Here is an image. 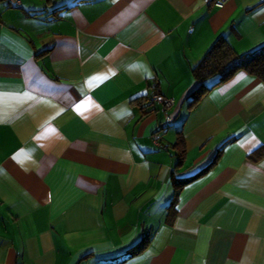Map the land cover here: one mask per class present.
Wrapping results in <instances>:
<instances>
[{
    "label": "crops",
    "instance_id": "1",
    "mask_svg": "<svg viewBox=\"0 0 264 264\" xmlns=\"http://www.w3.org/2000/svg\"><path fill=\"white\" fill-rule=\"evenodd\" d=\"M219 36L263 44L264 0H0V264H264V83L188 106Z\"/></svg>",
    "mask_w": 264,
    "mask_h": 264
},
{
    "label": "trees",
    "instance_id": "2",
    "mask_svg": "<svg viewBox=\"0 0 264 264\" xmlns=\"http://www.w3.org/2000/svg\"><path fill=\"white\" fill-rule=\"evenodd\" d=\"M238 71H244L253 75L264 83V43L251 50L236 53L223 37H217L191 69L192 76L198 82V86L190 93L188 106L195 105L204 93L226 82ZM212 76L217 77L216 81L210 87H207L204 82ZM174 146L178 150L176 165H180L184 155V142L180 132L177 133ZM187 181L186 179L176 181L173 200L176 199L180 187ZM148 243L149 237L144 234L131 247L130 253L134 254L142 251Z\"/></svg>",
    "mask_w": 264,
    "mask_h": 264
},
{
    "label": "built area",
    "instance_id": "3",
    "mask_svg": "<svg viewBox=\"0 0 264 264\" xmlns=\"http://www.w3.org/2000/svg\"><path fill=\"white\" fill-rule=\"evenodd\" d=\"M1 1H4L8 4H18L20 2V0H1ZM226 1L227 0H203V3L208 6L211 5L215 8H221ZM154 100L160 103L164 109L169 108L173 103V100L171 98H166L160 94L155 95ZM161 125L163 127L165 126V123H162Z\"/></svg>",
    "mask_w": 264,
    "mask_h": 264
}]
</instances>
